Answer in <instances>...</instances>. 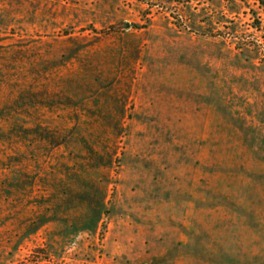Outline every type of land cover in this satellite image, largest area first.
I'll return each instance as SVG.
<instances>
[{
    "label": "rangeland",
    "instance_id": "rangeland-1",
    "mask_svg": "<svg viewBox=\"0 0 264 264\" xmlns=\"http://www.w3.org/2000/svg\"><path fill=\"white\" fill-rule=\"evenodd\" d=\"M0 264H264V0H0Z\"/></svg>",
    "mask_w": 264,
    "mask_h": 264
},
{
    "label": "water",
    "instance_id": "water-1",
    "mask_svg": "<svg viewBox=\"0 0 264 264\" xmlns=\"http://www.w3.org/2000/svg\"><path fill=\"white\" fill-rule=\"evenodd\" d=\"M125 27L127 28V27H130V25L129 24H125Z\"/></svg>",
    "mask_w": 264,
    "mask_h": 264
}]
</instances>
